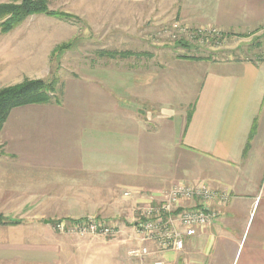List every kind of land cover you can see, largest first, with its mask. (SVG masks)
Returning a JSON list of instances; mask_svg holds the SVG:
<instances>
[{
	"label": "crops",
	"instance_id": "1",
	"mask_svg": "<svg viewBox=\"0 0 264 264\" xmlns=\"http://www.w3.org/2000/svg\"><path fill=\"white\" fill-rule=\"evenodd\" d=\"M53 4L80 17H105L117 8L126 15L147 11L156 27L160 17L178 19L244 42L225 60L169 58L168 47H151L133 52L138 55L130 58L140 64L81 65L80 75L72 71L59 82V102L12 109L0 131V264H136L127 256L140 245L136 207L190 180L229 198L213 204L215 219L185 238L182 251L156 258L162 264H264V61L245 59L263 45L264 0ZM251 34L255 42L246 43ZM47 37L0 33V88L50 77L52 53L68 41L58 45L49 42L54 35ZM103 52L110 51L93 56L107 58ZM185 93H192L193 105ZM93 216L112 224L116 236L79 238L54 229L56 222Z\"/></svg>",
	"mask_w": 264,
	"mask_h": 264
},
{
	"label": "rangeland",
	"instance_id": "2",
	"mask_svg": "<svg viewBox=\"0 0 264 264\" xmlns=\"http://www.w3.org/2000/svg\"><path fill=\"white\" fill-rule=\"evenodd\" d=\"M8 2L9 0H0V4ZM58 5L59 4H53L49 9L68 17L67 20L47 18L44 15L33 16L11 31L18 34L23 32L49 33L47 39H51L53 35L55 38L54 41L50 40L49 42H54L58 45L66 41L72 42V47L70 49L50 58L51 75L47 80L55 79L58 84L63 78L70 76L72 71L74 74L80 75L81 73L79 72L83 70V67L87 64H92V62H94L93 64L98 65L104 60H110V63L116 64V66L119 65V63H126L128 65L141 63L139 60L135 61V58H129L127 61H124V59L120 58L109 59L97 55L93 56L95 50L105 49L111 52H140L143 49L151 47L158 50L168 47V49H171V52H169L170 54L168 55L169 58L174 54V57L188 55L197 58L208 57L215 60H225L233 57L230 53L234 51V44L237 45L239 42H241V44L244 42L235 39L234 35L221 32V37L217 41L210 40L209 43H204L202 45L183 43L191 46L184 47L183 45L181 46L177 44L182 43L180 41H171L168 37L169 35L163 31L164 28L171 27L175 22L184 23L178 19H175L174 21H164L162 17H160L159 26L156 27L157 24L151 17H149L147 11L142 15H126L119 14L121 10L117 8L112 9V14L105 17H80L73 8L65 6L60 7ZM165 11L166 10H163L164 13ZM202 27L204 26H190V28L194 30ZM250 36H252V34L246 35L245 37ZM254 37L255 36H252L253 39H251V41L249 40L245 42L253 44L255 42H253ZM90 53H92L91 56H89ZM81 65H83V67ZM191 95L187 93L186 96L185 93V99H189L192 104L193 95L192 98L190 97ZM185 109H188L186 105ZM192 164L197 166V164L194 163V160H192ZM194 171L197 172V170ZM191 183L192 181L190 180L185 184ZM98 219L103 220L101 218ZM104 221L106 220L104 219ZM96 237L100 239H110L101 236Z\"/></svg>",
	"mask_w": 264,
	"mask_h": 264
},
{
	"label": "built area",
	"instance_id": "3",
	"mask_svg": "<svg viewBox=\"0 0 264 264\" xmlns=\"http://www.w3.org/2000/svg\"><path fill=\"white\" fill-rule=\"evenodd\" d=\"M163 31L169 35L171 41L197 45L209 43L210 40L217 41L222 34L213 27L194 30L179 22L164 28ZM251 39L252 36L247 37L245 41ZM245 59L256 62L264 60V39L259 52ZM131 195L130 192L123 193L125 198H130ZM228 198L226 192L218 191L205 183H177L160 194L150 195L146 203L135 209L133 229L135 239L140 245L127 251L128 258L137 261L136 264H145V259L154 257L152 264H162V261L156 258L158 252L182 251L185 238L195 237L215 219L213 204L225 203ZM54 229L81 238H114L117 234L112 224L94 216L71 222L59 221L54 224ZM149 245H152L154 250Z\"/></svg>",
	"mask_w": 264,
	"mask_h": 264
},
{
	"label": "trees",
	"instance_id": "4",
	"mask_svg": "<svg viewBox=\"0 0 264 264\" xmlns=\"http://www.w3.org/2000/svg\"><path fill=\"white\" fill-rule=\"evenodd\" d=\"M50 0H9L8 3L0 4V33L8 34L28 18L44 15L48 18L67 20L68 17L49 9ZM184 47L188 44L177 43ZM72 47V42L57 46L51 57L64 53ZM191 47V46H190ZM101 55L107 58L128 59L133 57V52H103ZM184 59H196L195 57L181 56ZM264 61V60H263ZM60 87L58 82L53 80H29L25 79L21 83L0 88V131L9 112L12 109L28 105H46L59 102ZM1 154V148H0ZM2 220L0 219V224Z\"/></svg>",
	"mask_w": 264,
	"mask_h": 264
}]
</instances>
